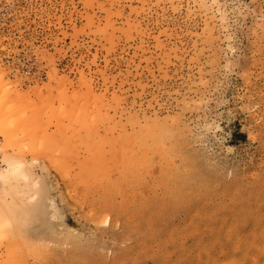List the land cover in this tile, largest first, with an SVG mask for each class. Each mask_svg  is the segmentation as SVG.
<instances>
[{"label": "rangeland", "instance_id": "1", "mask_svg": "<svg viewBox=\"0 0 264 264\" xmlns=\"http://www.w3.org/2000/svg\"><path fill=\"white\" fill-rule=\"evenodd\" d=\"M0 122V264H264V0H0Z\"/></svg>", "mask_w": 264, "mask_h": 264}, {"label": "bare ground", "instance_id": "2", "mask_svg": "<svg viewBox=\"0 0 264 264\" xmlns=\"http://www.w3.org/2000/svg\"><path fill=\"white\" fill-rule=\"evenodd\" d=\"M4 124V123H3ZM3 124L0 122V134L1 135H5V133L6 132H4V131H6L5 130V127L3 126ZM154 125V124H153ZM166 133V132H165ZM165 135V134H164ZM6 138V137H5ZM4 140H6V139H4ZM152 140V139H151ZM163 142V141H162ZM153 143V142H152ZM166 143V142H165ZM161 144V143H160ZM173 144V143H172ZM165 145V144H164ZM161 146V145H160ZM165 146H167V145H165ZM3 149V148H2ZM160 151V150H159ZM156 152V151H155ZM164 153V152H163ZM38 154V153H37ZM161 158V157H160ZM25 163V162H24ZM9 169H11L10 171H8L7 173H6V175H3V174H5V173H3V174H0V180L2 179V178H4V177H6V176H8V174H9V172H11V173H13V172H15V171H17L18 169H20V165H18V164H16V163H12L11 164V168H9ZM165 171V170H164ZM14 174V173H13ZM17 176V175H16Z\"/></svg>", "mask_w": 264, "mask_h": 264}]
</instances>
